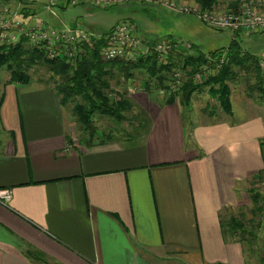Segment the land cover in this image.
Listing matches in <instances>:
<instances>
[{
	"label": "crops",
	"instance_id": "1",
	"mask_svg": "<svg viewBox=\"0 0 264 264\" xmlns=\"http://www.w3.org/2000/svg\"><path fill=\"white\" fill-rule=\"evenodd\" d=\"M231 85L227 117L190 126L180 103L142 93L141 141L92 146L49 86L4 85L0 188L12 196L0 203V264H248L219 214L248 204L241 186L264 167V99Z\"/></svg>",
	"mask_w": 264,
	"mask_h": 264
},
{
	"label": "trees",
	"instance_id": "2",
	"mask_svg": "<svg viewBox=\"0 0 264 264\" xmlns=\"http://www.w3.org/2000/svg\"><path fill=\"white\" fill-rule=\"evenodd\" d=\"M201 9H208L216 4L217 0H197ZM25 3V1H22ZM53 7L65 9L61 5ZM19 12L24 16L34 15L35 9H27L21 7ZM92 29V27H91ZM110 28L104 29L103 34L108 33ZM237 34V33H235ZM103 47V39L92 44H85L80 48L73 60H69L62 56L49 58L46 49L41 44L32 45L25 36H20L14 43L0 45V67L6 66L9 72L10 83L27 84L30 80L28 76V68L34 65H44L53 74L60 77V82L56 85V95L61 105H66L70 101H74L71 112L76 123L80 126L79 142L86 146H92L93 140L97 138L98 128L94 124V117L101 115L114 120L117 123L126 121L128 118L125 112H129L133 107V101L125 92H112L111 80L121 74L126 79L133 78L135 69H143L147 78L145 81L146 91L159 90L164 88V83L169 78L171 66L179 63L186 70L187 79L183 85L175 92H168L162 97L160 105L172 104L177 98L179 103L187 106L191 96L195 93H201L204 90L218 100L221 108L225 113H230L229 92L230 85L242 79V73L254 74L255 87L248 86V91L257 89L258 97L264 98V66L260 65V59L247 49L241 46V40L232 36L229 44L219 50L209 51L207 53L194 50V53L187 55H175L173 52L169 55V62L166 64L160 61L157 53L149 51L144 56L138 57L134 61H125L122 59L104 60L101 57V49ZM195 47V45H194ZM196 48V47H195ZM224 53V57L222 56ZM223 57V62L219 65L218 70L207 74L202 82H194L192 76L200 70L204 65L215 67V63H219V59ZM169 72V73H168ZM158 92V91H157ZM76 99H79L76 100ZM2 100V98H0ZM136 114L131 126L134 129L144 126V132L150 124V118L146 112ZM102 132V133H101ZM101 136L112 134L101 131ZM111 132V133H110ZM262 156L264 162V138L260 140ZM253 179L263 180L264 167L258 172ZM249 199L253 208L252 214H260L263 211V196L260 192L250 189ZM226 210V208L221 211ZM219 214V222L222 235L224 238L238 236V242L243 243L252 238L256 240L253 226L247 228V224L254 221L247 220V224L243 223L244 214L239 216H230L229 219L222 218V212ZM258 225V222L256 223ZM257 226L255 225V228ZM237 239V238H236ZM264 244V233L262 235ZM243 250V247H242ZM244 253V252H243ZM33 260V258H32ZM38 262L37 259L34 258ZM264 264V257L262 258ZM221 264V263H220Z\"/></svg>",
	"mask_w": 264,
	"mask_h": 264
},
{
	"label": "rangeland",
	"instance_id": "3",
	"mask_svg": "<svg viewBox=\"0 0 264 264\" xmlns=\"http://www.w3.org/2000/svg\"><path fill=\"white\" fill-rule=\"evenodd\" d=\"M25 1V0H24ZM164 0H161V2ZM172 1V0H165ZM177 0H175L176 2ZM260 0L257 4L260 5ZM177 3H180L177 1ZM186 7H196V9H201L200 4H195L194 6L189 3H180ZM243 4H249L257 9L258 5L249 0H233L231 2H221L217 1L216 4H213V7L208 9L216 11H237L240 10ZM0 7L7 8L8 11L15 12L18 7V11L21 7H26L27 9H35L34 15H31L29 19L28 16H24L19 12L20 17L11 21V24L15 22H24V20L30 21L29 26L31 27L37 21L41 22V31L47 32L50 30V27L54 28H63L68 26L71 28L79 27L84 28L87 31H93L95 34H103L104 29L110 28L114 29L119 23L129 21L134 24L136 27V35L138 42L141 45L140 53L136 57L144 56L145 50L148 47H151L155 43H160L162 41H167L170 44H175L177 52L181 55H187L194 53L196 49L194 45L200 49L201 52H209L213 50H219L226 47L230 42V31L228 30H216L209 25H206L201 21L196 15L191 14V11L177 12L171 9L166 8L162 4L155 3H145L140 0H131L124 1L120 4L113 5L107 8H99L92 6L91 4L85 5H75L68 6L65 9H59L53 7L47 9L40 4H33L28 1L25 3L20 2L19 0H0ZM196 13V12H195ZM18 14V15H19ZM19 26V25H18ZM92 27V29H91ZM13 30H17V24L10 27ZM264 32V31H262ZM232 34L238 37L241 40V46L244 49H247L252 54H254L258 59L261 60V66H264V34L260 32H255L249 34L251 36H243V33ZM10 38L0 39V45L8 44ZM30 43V42H29ZM36 45L34 43H30ZM88 44V43H85ZM85 44H82L85 45ZM194 44V45H193ZM151 45V46H150ZM188 45L190 48H188ZM81 45L79 47H82ZM179 48V49H178ZM188 48V49H187ZM175 50V49H174ZM178 55L174 53L173 56ZM179 56V55H178ZM260 56V57H259ZM169 58V57H168ZM160 59L163 63H168L169 59ZM28 76L30 77L29 82L34 84L39 83L44 86H49L52 90L56 92V85L60 82V77L53 75L46 66L38 64L32 67H29ZM169 73V72H168ZM133 78L126 79L121 74H116L115 78L111 80L112 92H125L131 100L134 102L132 109L129 112H125L127 120L121 123H117L108 117L96 115L94 117V124L98 128L99 132L97 135H101V131L108 133L109 130L114 136L123 137L128 143L139 142L141 141V134L144 132V126L134 129L131 124L133 121H130L129 118H132L136 114H143L142 108L136 103V99H143L145 95L142 93L145 92L142 83H145L147 74L143 69H135L133 71ZM170 74V73H169ZM242 79L232 83V89L235 92H242L244 95L249 94L253 97H258L259 91L253 89V91H248V86L256 88L255 85V76L254 74L242 73ZM9 72L6 69V66L0 67V92L3 89V86L10 84L9 82ZM205 79L202 78V81ZM169 81V80H167ZM28 82V83H29ZM198 83V82H196ZM200 83V82H199ZM20 84L21 83H15ZM165 85V84H164ZM164 88H167L164 86ZM160 89V88H159ZM237 89V90H236ZM158 90L154 88L153 94H150L152 100L158 105L161 104L160 101L162 97L159 96V93L156 94ZM148 94V96H149ZM264 99V98H263ZM79 101V99H76ZM138 102V101H137ZM179 103V98H177ZM74 101L68 102L64 106L69 115L71 122L74 127L73 136L74 138L80 139L81 131L80 126L74 120L72 116L71 107ZM182 110V116L184 122L190 126L192 122L197 123L200 121H218L222 118H226L227 115L220 106L218 100L211 94L210 90H204L203 93H195L191 96L190 102L187 106L179 104ZM209 113V114H208ZM135 118V117H134ZM213 118V119H212ZM202 121V122H203ZM101 132V133H100ZM110 132V133H111ZM241 188L245 191L248 198V204L235 207H226V210L221 211L222 218L229 219L230 216H239L240 213L244 214L243 223L247 224V220H252V224H247V228H253L255 233L256 240H249L243 243V252L246 263L248 264H263L262 258L264 257V244L262 242V235L264 233V182L263 180L250 178L246 180ZM254 189L261 193L263 196V211L260 214H252L250 211L253 208V205L249 199V190ZM258 222V225L256 224ZM255 225L257 226L255 228ZM239 234L235 236L238 238Z\"/></svg>",
	"mask_w": 264,
	"mask_h": 264
},
{
	"label": "built area",
	"instance_id": "4",
	"mask_svg": "<svg viewBox=\"0 0 264 264\" xmlns=\"http://www.w3.org/2000/svg\"><path fill=\"white\" fill-rule=\"evenodd\" d=\"M20 2L24 0H19ZM30 3L40 4L47 9L53 8L55 5H61L63 7L91 4L92 6L99 8H107L113 5L120 4L124 1L131 0H25ZM136 1V0H135ZM145 3L162 4L166 8L177 12L191 11L196 15L203 23L209 25L216 30H230L232 32L243 33L245 35L253 34L255 32L264 31V1H261L260 6L255 9L249 4H243L240 10L237 11H216L210 9H196V7H186L180 3L172 1L161 0H140ZM17 11L11 12L7 8L0 7V39L10 38L9 43H14L20 36H25L30 43L41 44L46 49V53L49 58L57 56L65 57L69 60H73L80 51L79 47L82 44H92L100 39H103V47L101 49V57L104 60L122 59L125 61H134L140 53L141 45L138 42L136 35V26L129 21L119 23L114 29L105 34H95L93 31H87L84 28L68 27L52 28L47 32L41 31V22L37 21L32 23L30 27L28 23L30 21L24 20V22H15L11 24V21L18 19L19 14ZM196 12V13H195ZM19 14V15H18ZM31 16H28L29 19ZM12 19V20H11ZM11 20V21H10ZM17 24V30L10 28ZM19 25V26H18ZM151 46V45H150ZM188 48L190 46L188 45ZM187 48V49H188ZM175 49V50H174ZM179 49V48H178ZM149 51L157 53L159 59H167L171 52L179 54L175 44H170L167 41L155 43L151 47L145 50V54ZM144 54V55H145ZM224 57V53L222 55ZM219 59V63H215V67H209L204 65L196 72L192 79L194 82H202L207 74L218 70L219 65L223 62L224 58ZM261 62V60H260ZM166 63V62H165ZM169 63V61H168ZM262 65V64H260ZM187 79L186 70L181 64L176 63L171 66L169 81L164 84L167 88H160L158 93L160 96L172 91L175 92L179 89L184 81ZM11 190L8 188H0V203L8 205L11 200Z\"/></svg>",
	"mask_w": 264,
	"mask_h": 264
}]
</instances>
